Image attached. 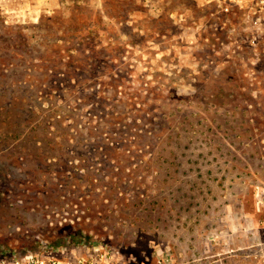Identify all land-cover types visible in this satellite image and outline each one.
Here are the masks:
<instances>
[{
  "label": "rangeland",
  "instance_id": "rangeland-1",
  "mask_svg": "<svg viewBox=\"0 0 264 264\" xmlns=\"http://www.w3.org/2000/svg\"><path fill=\"white\" fill-rule=\"evenodd\" d=\"M216 11L0 0V264H264V26Z\"/></svg>",
  "mask_w": 264,
  "mask_h": 264
},
{
  "label": "built area",
  "instance_id": "built-area-1",
  "mask_svg": "<svg viewBox=\"0 0 264 264\" xmlns=\"http://www.w3.org/2000/svg\"><path fill=\"white\" fill-rule=\"evenodd\" d=\"M217 13H239L244 24L264 26V0H215ZM259 27V28H260ZM112 249L101 240H82L78 245L42 246L39 253L25 254L15 264H118ZM155 264H172L173 256L167 249H157Z\"/></svg>",
  "mask_w": 264,
  "mask_h": 264
},
{
  "label": "trees",
  "instance_id": "trees-1",
  "mask_svg": "<svg viewBox=\"0 0 264 264\" xmlns=\"http://www.w3.org/2000/svg\"><path fill=\"white\" fill-rule=\"evenodd\" d=\"M81 241L78 242V244L80 243Z\"/></svg>",
  "mask_w": 264,
  "mask_h": 264
},
{
  "label": "crops",
  "instance_id": "crops-1",
  "mask_svg": "<svg viewBox=\"0 0 264 264\" xmlns=\"http://www.w3.org/2000/svg\"><path fill=\"white\" fill-rule=\"evenodd\" d=\"M213 262H215V261H213ZM216 263V262H215Z\"/></svg>",
  "mask_w": 264,
  "mask_h": 264
}]
</instances>
